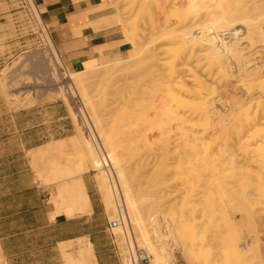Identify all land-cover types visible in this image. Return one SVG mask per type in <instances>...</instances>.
<instances>
[{"label":"bare ground","instance_id":"1","mask_svg":"<svg viewBox=\"0 0 264 264\" xmlns=\"http://www.w3.org/2000/svg\"><path fill=\"white\" fill-rule=\"evenodd\" d=\"M28 1L39 24L43 23V25H45L35 1ZM116 1L117 3L119 2V4L115 6H118L117 8H119L120 11H115L109 16V20H111H108L111 22L109 24H118L122 26L125 40L128 41L132 47L129 50L104 57L101 62L94 59L87 65V68L82 71H75L71 66H64L66 69L65 77L68 76L73 82L74 88H72V85H69L72 97H79V101L84 106L85 113L83 112L82 118L89 134L86 133L87 135H85L80 121H78V116L76 117L75 115L74 117L72 113L73 109H71L70 112L74 117L73 120H76L75 124L78 130L81 131V133L79 132L81 134V141L79 140V142L83 147L82 154H84L80 158V161L76 162L75 166L68 165V168H65L64 166L61 169V164L57 165L55 162L53 163L54 173L51 174H57L58 172L60 174L59 176H62V178L66 177V180L59 185L58 197L53 198L52 200L57 205L59 212H61L63 208H65L68 213H76L77 211L86 212L89 210L91 206L83 182V174L91 168L98 171L99 176L97 177L99 189L103 193L106 203L105 207L110 213L109 219L113 220L117 217V208L112 195L109 177H111L112 174L115 175V177L119 178L128 210L127 217H124L125 225L113 230L114 234L117 233V239L124 240L125 248L128 249L127 252L129 253L126 254L122 252L127 256V258H125L127 260L124 262H126V264H135L137 261V250H140L141 247H146L153 255L151 264H174L170 259L174 255L172 252L173 244H175L174 242L178 240L180 234H182V230H180L181 227L175 218L174 219L177 223H171V216L169 217V222L168 220L166 221L163 218L158 217L159 215H154L156 212L152 213V211L159 206L164 208L165 206H163V204H167V206L172 208L176 206L175 202L178 199L175 200V197L177 198L176 192L178 191L181 193L183 189L186 188H188V191H199V181L201 180V177H206V175H209L210 177L214 175H216V177H221L222 179L220 180L219 188H223L224 190L223 182L228 178L226 175L231 174V176H236V171L241 168L240 165L236 166L238 165L236 162L235 165L233 164V162L236 161H233L235 151H232L231 153L230 148L236 147H228L231 146L232 140L233 143L237 145V148L238 145L240 146V153L241 151L249 152L252 153L253 157L256 156L260 158V160H264V130L259 127V125L264 123V74L261 75L260 70V68L263 69V67L258 64H252L253 61H250V58L245 56V53L247 52L243 53V47L241 49L240 46H238V41L225 42L221 38L218 41V49H220L219 53H223V57L220 58L214 56L213 49L215 46L213 45L214 47H211L207 45L211 42L217 41L219 34H221L219 32L224 30L239 28L241 32L246 35L247 39L250 40L249 43L258 39L259 33L256 28H248L244 24H240L244 21L241 16H238L241 11L233 10L232 12L231 9L234 5L239 4L241 0H233L232 2L224 0L222 1L223 6L225 5L224 3H228V1L230 3L229 5L227 4V8L224 9L221 5L218 6L216 2H214L218 7H222L223 9L221 10L215 7L216 9L214 10V6H216L214 4V11L209 10L206 12L201 21L197 20L196 17V21H193V18L191 17L196 14L189 17L190 12L192 13L190 10L192 9V5H190V9L186 8L187 10H182L184 12L180 15L183 16V19L180 22L178 19V22L172 26H166L168 28H165V26L162 25L164 27L162 29L160 28L163 31H161L162 34L158 38L160 39L159 44L155 47L152 45L151 47L147 44V42L150 41L148 38L149 36L146 35L147 33L145 34L144 32V40L142 37H139L140 39L137 40L135 29H131L132 27L130 26L127 17L124 15L122 16L124 12H121L123 8L120 4L123 0ZM156 1L159 2L160 0ZM217 1L219 3L220 0ZM162 3H159L160 7ZM173 3L177 4L178 2ZM182 3L180 4L181 6ZM189 3H187V5ZM164 4L165 2L163 5ZM165 5L162 7H165L166 9ZM253 6L256 7L255 2L251 6L252 8L248 7V9H253ZM167 7H169V5ZM177 9L179 8L177 7ZM177 9H175V13H177ZM181 9H183V7H181ZM195 9L197 11V8ZM227 13H230L229 16ZM255 15L256 12L249 15L248 20L252 19ZM231 17L236 18L230 21L229 18ZM155 18L153 15L151 20L155 21ZM186 18H190V20L188 21ZM184 20L185 22H183ZM159 22L160 20L158 23ZM156 23L157 22L155 21L154 25H156ZM159 24L161 25L162 23L160 22ZM151 26L157 32L155 27H153V24H151ZM41 28L47 43L51 46L56 63L59 67H62L64 60L56 50L54 40L48 28L46 25L44 28L42 24ZM262 31L264 30L262 29ZM156 32L154 33L156 34ZM149 35H151L150 32ZM223 36H225V34ZM145 37L146 39L148 38L149 41H146ZM152 39H154V37ZM158 39L155 41L158 42ZM241 39L242 38L239 40ZM215 43L217 44V42ZM228 61H233L232 63H235L240 74H238L239 79H237L239 81L238 83L243 88V92L241 91V93L246 94L247 96L245 97H248L252 93L260 94H258L260 99L257 101L259 104L257 107L260 106L259 108H256L255 110L250 109L249 104L252 99L244 105L240 104L241 100H238V104H232L230 108L228 107L229 111L224 110V106H221L222 109L220 106V109H217L218 106H215L217 105L214 95L215 89L211 88L212 86L209 82L208 75L212 74L213 76L226 77L229 71H232L228 68L229 66L227 67V65L230 64V62L228 64ZM118 65L119 67L128 66L129 73L124 77L123 84H116L117 82L114 80L113 75L119 69ZM232 67L233 65H231V68ZM231 73L234 74V72ZM232 74H230V76H232ZM233 77H235V75ZM130 79L136 80L134 82V80L130 81ZM140 81H142V83ZM98 83L103 86V90L106 88L108 89L109 86H115V93L120 95V106L114 107L113 110H111L112 108L109 109L114 113L113 117H111V119L109 118V121L106 120L108 117L105 118V114L103 112L101 113V110L104 107H102L103 104L100 105V103L96 101V96L94 97L91 94L93 86L96 87ZM90 85L92 88L89 87ZM100 89L101 88H99V90ZM106 92L107 90H105L104 93ZM110 92L108 94H110ZM104 93L102 92V94ZM236 94L237 93H235V95ZM238 97H240V95ZM108 125L110 126L109 129L106 128ZM109 130H112V134L109 133ZM94 133L105 146V158L95 146L93 137ZM211 134L218 135L215 136V138L218 137L220 140L218 142V150H215L214 145L211 144L210 139L213 136ZM78 136L73 135L69 137V140L67 138L66 140L70 142L71 146L76 147V145H79V142L77 141V139H79L77 138ZM66 140L62 139L61 141L54 142V146H52L51 150H56L57 152L62 151L66 145ZM228 140L231 142V144L229 143L230 145L228 144ZM173 144L175 146L174 148L172 147ZM172 148L173 150L175 149L177 154L171 150ZM159 150L162 155V157L159 155V163L157 164V162H155L157 165L156 167H154V163H152V167H154L152 172L149 169L151 172V174L149 173L150 178L153 177L155 180L153 179L154 182L148 187L149 192H143L141 189L135 187L138 185L133 184L134 182H132V179L135 178V175L127 170L129 167H127L124 162L126 161L125 158L133 159L134 157L136 162V159L142 155V158L144 159H138L143 167H147L149 165V160L151 162V157L154 154L156 156V154L159 153ZM171 151L174 152V157L171 155ZM51 153L53 154V152ZM138 154L139 156H136ZM155 156H153V158ZM130 159V162L127 161L129 164L128 166L134 163ZM168 159L175 160L170 162ZM63 165L64 164H62V166ZM134 165H136V163ZM141 165H137L139 166L137 167V170H139L138 168H140ZM262 166L261 168L264 170V167ZM131 167H133V164ZM134 168H136V166L133 167V169ZM262 169L261 171H263ZM261 171L259 173H257L258 171L254 173L255 170L246 171L245 169L244 172L242 170L243 173L241 174L249 179V184L257 182L258 184L255 188L264 196V174ZM51 172H53V169ZM138 173L139 172L137 171V174ZM169 173H172L170 174V176L172 175L171 179L170 176L167 175ZM39 175H41V171ZM165 175H167L168 178H166L167 176ZM146 176H149L148 170L145 177ZM46 178L48 179L49 177ZM46 178L43 180L46 181ZM181 184L182 186L185 185L186 188L182 187L181 190L179 187ZM167 187L173 188L171 192L169 191L171 197L174 196L175 201L172 199L173 203L171 202V199L166 200V197L168 196L169 198L170 194L165 192L167 194L166 196L163 189L167 190ZM169 189L171 188H168V190ZM173 193H176V195H172ZM182 194L183 195H180L183 196L182 198L184 200L182 203L184 204V201L186 200V198H184L185 193ZM192 194L194 195V193ZM195 196L193 198L185 196L187 197V200L190 198L188 203L185 202L187 204L191 202V205L189 204L190 207L188 206L189 210L185 208L188 210V213L189 211H192V203L198 200ZM141 197L143 198L142 202L140 201L142 199ZM168 203H170V205H168ZM182 207L184 208L183 205ZM168 213L166 212V214ZM177 224L180 229L177 227ZM82 242L84 243H80L82 246L80 247L78 254L75 256H73V253L72 255L69 254V252L65 253V251H63V256L66 259L67 264H97L93 246L89 239ZM121 246L123 247V245ZM121 246H119L120 249ZM238 252L239 253L235 255L226 254L222 256V258L215 259V263L246 264L254 257H259V255H261L260 250H258L257 253L256 250L250 247H248L247 251H240L238 249ZM0 264H7L2 254V247H0Z\"/></svg>","mask_w":264,"mask_h":264},{"label":"rangeland","instance_id":"2","mask_svg":"<svg viewBox=\"0 0 264 264\" xmlns=\"http://www.w3.org/2000/svg\"><path fill=\"white\" fill-rule=\"evenodd\" d=\"M8 1H9L10 6L0 7V16H3V18H0V121L6 120L7 118H11V115L15 114L17 111L21 109H31L32 107L36 108L38 106L48 105V104H60L62 105L67 117L65 120H63V123H62L63 127L59 128L58 132L54 133V137L60 138V137L70 136V135L75 134L76 136L79 135L77 137L79 138L77 139V141L78 142L79 140L81 141V134H80L81 131L78 130L75 124L76 120L75 121L73 120L75 115L76 117L78 116L77 117L79 119L78 121H80V124L82 126V129L84 130L83 132L85 133V135L89 134V132H87L88 129L86 128L84 120L76 106L75 101L79 97H76V98L72 97V94L69 90V85L70 86L72 85V88L74 87H73L72 79L68 78V76L65 77L66 69L64 66H67V65L63 63L62 67H59V65L56 63V59L53 56L54 54L52 52L51 46L47 43L43 35L41 24L42 26H44V28H45V25H43V23L39 24V22L37 21L31 9L29 1L28 0H8ZM108 1H110V5L113 6V9L115 11H120L119 8H117L118 6H115V5H118L119 2L117 3L116 0L115 1L108 0ZM163 1L164 0H160L159 2H157L156 0H123L120 4V6H122L123 8L121 12L122 13L124 12L122 16L124 15L125 17H127L128 22L130 26L132 27L130 28L135 29V32H136L135 36H137L136 37L137 40L140 39L139 37H142V39L144 40L143 35L147 33L146 35L149 36L148 38L150 41L148 40V38L146 39V37L145 39L146 41H149L147 42V44L150 45L151 47L152 45L153 47H155L157 44H159L160 39L158 38L162 34L161 31H163L161 29L164 26L165 28H168L169 26L176 24V22H178V19L180 22L183 19L182 18L183 16L180 15L184 12L182 10H187L186 8L190 9L191 7L190 5H192L191 7L192 9H190L192 13L190 12L189 17H191V15L193 14H196L195 16L193 15L191 17L193 18V21L195 20V17L197 20L201 21L202 18H204L203 17L204 14L208 12L209 10L214 11L216 9L215 7L221 10L223 8L225 9L227 8V4L228 5L230 4L229 1L232 2L233 0H229L228 3H224L225 7L222 5L223 3L222 1L224 0H220L219 3L217 0H184V1L183 0L182 1L172 0V2L171 0H165L164 2L166 5L165 4L164 5L166 6V9L165 7H162L164 6ZM189 1L191 4L189 3ZM173 2H178V3L176 4ZM214 2H216L218 6L221 5L223 8L218 7ZM254 2L256 3V7L253 6V9L249 10L248 7H251L254 4ZM159 3H162L161 7ZM181 3H182V6L180 5ZM187 3L189 4L187 5ZM214 4L216 6H214ZM168 5L169 7H167ZM231 5H230V8H231ZM213 6H214V10H213ZM177 7L182 12H180L179 9H177ZM181 7H183V9H181ZM174 8L177 9L178 14L175 13L176 10ZM195 8H197V11ZM231 10L232 12L233 10L241 11V13H239L240 15L238 16H241L244 21H242L240 24H244L248 28L249 27L256 28L257 32L259 33L258 39H256L254 42L249 43L250 40L247 39L246 35L243 32H241L239 28H234V29H230L231 31L230 30L220 31L219 33H221L222 35L219 34V38L217 39V41L211 42L210 44H207V45L211 47L215 46V48L213 49L214 56H217L218 58H220V57H223V53H219L220 49H218L219 47L218 41L221 38L225 42L227 41L237 42L238 41V46H240L241 49L243 47L242 49L243 53L247 52L245 53V56H248L250 58V61L254 62V63L252 62V64H258L263 67V69L260 68L261 75H262L264 74V38H263L264 31H262V29L264 30V0H254V1L241 0L240 3L237 5H234V7ZM255 12H256V15L252 19L248 20L249 15H252ZM227 14L229 16L230 13H227ZM153 15H154V18L156 17L155 18V21L157 22L156 25H154L155 21L151 20V18H153ZM177 15H178V18H177ZM235 18L236 17H233V18L231 17L229 18V20L232 21ZM157 20L158 21L160 20L162 24L160 25L159 24L160 22L158 23ZM186 20L189 21L190 18H186ZM183 22H185V20ZM151 24H153V27H155L157 32L154 30V28H152ZM120 27L123 33V27L122 26ZM152 30L156 32V34ZM164 30H167V29H164ZM149 32L151 35H149ZM224 34L225 36H223ZM239 36L240 38H242L241 40H239L240 39ZM153 37L154 39H152ZM228 37H231V38H228ZM157 39H158V42L155 41ZM215 42H217V44ZM229 62L230 61H228V64ZM232 62L233 61H231L230 64ZM230 64L227 65V67L229 66L228 68L232 70V71H229L230 74H232L231 72H234L232 76H230L229 73L226 77H219L216 75L213 76L212 74L208 75V78L210 80L209 82L212 86L211 88L215 89L214 95H215L216 104H217L215 106L216 107L218 106L217 109L219 108V106L221 109L224 106V110L229 111L228 107L230 108L232 104H236V103L238 104V100L239 101L241 100L242 103L240 102V104L244 105L245 103L249 102L252 99L253 102L250 101L251 103L249 104L250 109L255 110L256 108H259L260 106L257 107V105H259L257 101L260 99L259 97L260 94L252 93L251 95L248 96L249 99L248 97H245L247 95L241 93L243 88L238 83L240 74L236 68V65L235 63H232L231 64L233 65L232 67L233 69H232ZM118 68L119 69L113 75L114 80H116L117 82L116 84L118 83L123 84L124 77L129 73L128 66L119 67L118 65ZM234 75L235 77H233ZM133 80L130 79V81H133ZM140 82L142 83V81ZM238 85L240 86V88ZM89 87H91V85ZM98 87L101 89L99 90ZM102 87L103 86L100 85L99 83L96 87L93 86L94 90L93 89L91 90V94L94 97L96 96L95 97L96 101L100 103V105L103 104L102 107L103 106L104 107L101 110V113L103 112L105 114L104 117L105 118L108 117V119L106 120L109 121L111 117H113L114 115V113L111 110H113V108L116 106L118 107L120 106L121 99H120V95L115 93V88H114L115 86L113 87L109 86L108 89L106 88L105 89L107 90L106 93H104L105 90H103ZM102 92L105 95L102 94ZM109 92L110 94H108ZM235 93H237L238 96L240 95L241 98L238 97L237 94L235 95ZM241 94L243 95V97ZM71 109H73L72 113L74 117L72 116V113L70 112ZM259 127L264 130V123L259 125ZM106 128L109 129L110 126L108 125L106 126ZM109 133L112 134V130H109ZM216 135L217 134L213 135L210 140H211V144L214 145V149L218 150V142L220 140L218 139V137L215 138ZM54 137L51 136L50 139H54ZM229 143L231 144L230 141L228 142V144ZM232 144L231 146H228V147H232V146L236 147V148H230L231 153L232 151L233 152L235 151L233 161L234 160L236 161H234L233 164L235 165L237 163L238 165L236 166L240 165L241 168L240 170L236 171L235 173L236 176L234 175L231 176V174L230 175L227 174L228 176L226 175V177L228 178H226V181L223 182L224 190L223 188L222 189L219 188V183H220V180L222 179L221 177H216V175L210 177L209 175H206V177H201V180L199 181V184H200L198 188L200 189L199 191L198 190H196L197 192L195 190L194 191L192 190L193 192L191 190L188 191V188H186L185 185L182 186L181 184V186L179 185L180 189L182 187L186 189H183L181 193L179 191L176 192L177 195L176 193L172 194V195L177 196V198L175 197V200L178 199L177 201L179 203L176 201L175 202L176 206L172 208L170 206H167V204H163V206H165L166 208L159 206L156 209H154V211H152V213L156 212L154 213V215H157V216L159 215L158 217H161L166 221L168 220L169 222H170L169 217L171 216L170 217L171 223L178 222L181 227L180 229L179 225L177 224V227L180 230H182V234H180L179 239L174 242L175 244H173V250H172L174 255L171 257V259L169 258L170 261L174 264H216L215 259L222 258V256L226 254L235 255L239 253L238 249L240 251H247L248 247L256 250V252L260 250L258 248L261 247L262 253L260 252L261 255H259V257L258 256L254 257L252 260H250L246 264H264V251H263L264 232L262 231L260 227V221L264 220V196L260 194L259 190H256L255 186L258 184L257 182L256 183L253 182V184L252 183L249 184V179H247L246 176L241 174L245 171V169L246 171L255 170L254 173H256V171H258L257 173H259L262 169L261 166L263 165L262 167H264V164H263L264 162H262L264 160L262 159L260 160V158L256 156L253 157L252 153H249V152L241 151L240 153V149H241L240 146L238 145V148H237V145L233 143V140H232ZM70 146L65 152L60 151L58 158L59 159L61 158L64 161V163L68 164L69 166H72V165L75 166L76 162L80 161V158L84 154V153L82 154L83 147L80 144V142H79V145H76V147L75 146L70 147ZM172 147L173 148L175 147L174 144ZM173 148L171 150H173ZM173 151L175 152V149ZM174 152L171 151L172 156ZM157 154H158V157H157ZM157 154L156 156L155 154L153 155L155 156L154 158L153 156L152 157L150 156L151 162L149 160V165L147 167H143L141 165L142 163L140 162L139 159L142 158V155H140L141 157L139 156V154L136 155V156H139L138 157L139 159L136 157L138 159V160L136 159V162H135L134 157L133 159L129 158L132 162H134V163L131 162L133 164V167L136 166V168L134 169L133 167H131L132 165L131 163H130L131 165L128 166L129 165L128 162L130 161L127 157L125 158L126 161L124 162L127 165V167H129L127 168V170L129 172L131 171V173L135 175V178L132 177L134 179V180L132 179V182H134L133 184L138 185L135 187L141 189L143 192L146 191L148 193L149 192L148 187H150V184L154 182L153 181L154 178L151 177L152 178L151 179L150 174L152 172V169H154V167L157 166L155 162H157L158 164L159 163L158 161L160 160V156L162 157V155L160 154V150H159V153ZM169 157H170V153H169ZM54 158H57L56 155L54 156ZM49 160H51V157L49 156L44 157L42 160H39L38 161L39 168L44 169ZM174 160H169V161L172 162ZM135 163L136 165H134ZM152 163L155 164V165L153 164L154 167H152ZM138 164L141 165L140 168H138L139 170H137V167H139L137 166ZM33 168L38 176V179L41 180L42 185L49 188L50 192H52L56 186L55 183H52V182L51 184L43 183V177H45L47 172H44L43 175L40 176L34 164H33ZM146 169L148 170L149 176L145 177L147 173ZM149 169L151 172L149 171ZM136 170L139 172L138 174ZM261 172L264 174V170ZM86 174L89 176L87 178L90 179L93 185V189L95 193L93 197L97 199L99 203H101V213L99 214V222L101 224V229L105 230L104 232H102L101 245L103 247V245L107 243V247L111 248L113 251L112 252L113 258L115 259L117 264H126V262L124 261L127 260L125 259L127 258V256L124 253L127 254L129 252H127L128 249L125 248L124 240L117 239L118 236L116 235L117 234L116 231H115L116 234H114L108 229V221L110 220L109 219L110 213L105 207L106 203L104 200V196L101 190L99 189L98 177H97L99 176L98 171H95L90 168ZM170 174L172 173H169L167 175L170 176ZM171 176H170V179H171ZM237 177H238V180H237ZM166 178H168V176ZM168 188H171V189L168 190ZM172 189H173L172 187H167V190L163 189L164 194H166L167 192H168L167 194H170ZM182 193H185L184 198H186L185 201L187 203H188V200L191 197L193 198L196 193L195 198L198 200L192 203L193 204L192 211H189V213H188V210H189L188 206L191 202L187 204L184 201V204H183L182 201L184 199L182 198L183 196H181L183 195ZM192 193H194V195ZM185 196H188L190 198H188L187 200V197ZM166 198H167L166 200L171 199L172 203L173 201H175L174 196L171 197V194L169 198L168 196ZM101 199L103 203L101 202ZM142 200L143 198L140 201L142 202ZM180 202L182 203L184 208L182 207ZM177 204H180V205H177ZM168 205H170V203H168ZM185 208H187L188 210H186ZM166 212L167 213L169 212V213L166 214ZM166 215H167V218H166ZM174 218L176 219L177 222L175 221ZM256 222H257V225H256ZM50 236L51 234L49 233L41 235L42 238H48ZM45 241H46V244H48L49 241H51V239L44 240V242ZM77 243H78V240L71 243L72 244L71 248H73L72 249L73 251ZM121 245H123V247ZM119 246H121V249ZM17 249H21L23 252H25L24 256H22V259H23L22 264H65V261H64V258L61 252H56L55 250H53L52 246H33V247L27 246V247H21ZM140 252L149 253L151 255V259L153 258V255L147 250L146 247H141Z\"/></svg>","mask_w":264,"mask_h":264},{"label":"crops","instance_id":"3","mask_svg":"<svg viewBox=\"0 0 264 264\" xmlns=\"http://www.w3.org/2000/svg\"><path fill=\"white\" fill-rule=\"evenodd\" d=\"M35 4L56 50L64 63L75 71L85 70L94 59L101 62L104 57L132 47L125 40L121 27L109 24V16L115 10L108 0H35ZM2 6H10L9 1L0 0ZM66 117L62 105L48 104L21 109L11 118L0 121V247L7 264H22L25 252L17 248L27 246H52L62 256L63 251L75 256L82 246L80 243L86 239L93 246L97 264H117L107 243L101 245L105 231L99 222L101 203L93 197L95 193L87 172L83 174V182L90 200L89 210L68 213L63 208L59 212L52 200L58 197L59 185L66 180L58 172L51 174L54 162L61 164V169L68 166L61 158H52L54 154L59 157L60 152L51 150L54 142L73 136L54 137ZM51 136L54 139H50ZM68 140L61 152L69 148ZM48 156L51 161L40 169L38 161ZM33 164L38 174L41 171L40 176L47 172L43 179L49 178L43 183H55L52 192L42 185ZM260 227L264 232V220L260 221ZM46 233L51 236L42 238ZM49 239L51 241L46 244L44 240ZM77 240L73 251L71 243ZM260 251L262 253L261 247ZM64 261L67 264L65 258Z\"/></svg>","mask_w":264,"mask_h":264},{"label":"built area","instance_id":"4","mask_svg":"<svg viewBox=\"0 0 264 264\" xmlns=\"http://www.w3.org/2000/svg\"><path fill=\"white\" fill-rule=\"evenodd\" d=\"M65 67H67V66H65ZM75 102H76L77 109L79 110V112L82 116V114L84 112V106L79 101V98ZM93 137H94V142H95L96 148L103 154V157L105 158L106 157L105 146L95 136V133L93 134ZM109 179H110V187L112 190V195H113L115 205L117 208V217L113 220L108 221V229L111 232H113V230L115 228L125 225L124 219L127 217L128 210H127V205L125 203L123 190H122L119 178L115 177V175L112 174L111 177H109ZM150 263H151V255L149 253H141L140 250H137V261L135 262V264H150Z\"/></svg>","mask_w":264,"mask_h":264}]
</instances>
